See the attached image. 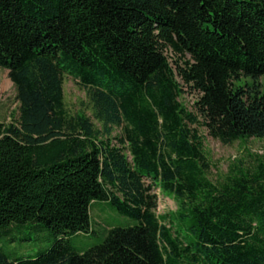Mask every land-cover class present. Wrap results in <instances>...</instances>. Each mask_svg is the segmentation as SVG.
Wrapping results in <instances>:
<instances>
[{
  "label": "trees",
  "instance_id": "16d2710c",
  "mask_svg": "<svg viewBox=\"0 0 264 264\" xmlns=\"http://www.w3.org/2000/svg\"><path fill=\"white\" fill-rule=\"evenodd\" d=\"M0 68L20 102L0 118V238H55L36 258L0 244V264H264V161L214 183L200 133L264 138V0H0ZM101 202L137 223L80 250Z\"/></svg>",
  "mask_w": 264,
  "mask_h": 264
},
{
  "label": "rangeland",
  "instance_id": "374dc122",
  "mask_svg": "<svg viewBox=\"0 0 264 264\" xmlns=\"http://www.w3.org/2000/svg\"><path fill=\"white\" fill-rule=\"evenodd\" d=\"M65 97L71 113L82 112L84 103L88 102L87 92L72 75L65 74ZM198 100L196 91L183 87L181 103L190 112H195ZM91 115V111H87ZM20 116V102L16 87L10 78L9 70L0 68V118L6 124L15 122ZM119 133V132H117ZM204 138L206 155L210 162L209 178L218 183L223 181L232 169H252L264 161V138H248L224 144L219 139L210 136L205 128H200ZM160 196L158 213L161 215L175 212L178 209L177 200L168 192L157 189ZM93 210V223L99 232L94 235H77L72 241L80 250L89 249L104 241L106 232L115 226H132L136 219L121 214L109 203H100ZM98 222V223H97ZM55 242L48 230L29 223L14 231L10 236L0 238V244L16 257L36 258L40 252L49 249Z\"/></svg>",
  "mask_w": 264,
  "mask_h": 264
}]
</instances>
